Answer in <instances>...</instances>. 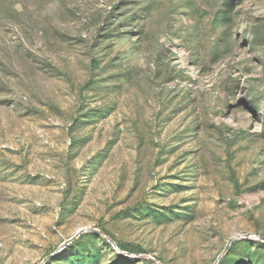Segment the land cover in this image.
<instances>
[{"label":"rangeland","instance_id":"1","mask_svg":"<svg viewBox=\"0 0 264 264\" xmlns=\"http://www.w3.org/2000/svg\"><path fill=\"white\" fill-rule=\"evenodd\" d=\"M261 237L264 0H0V264H264Z\"/></svg>","mask_w":264,"mask_h":264},{"label":"water","instance_id":"2","mask_svg":"<svg viewBox=\"0 0 264 264\" xmlns=\"http://www.w3.org/2000/svg\"><path fill=\"white\" fill-rule=\"evenodd\" d=\"M94 232V233H98V234H102L101 232H99V231H97V230H88V229H83V230H80V231H78L77 232V234L73 237V238H71L69 241H67V242H65L63 245H62V247H61V250H64V249H66L69 245H71L74 241H76L77 239H79L83 234H85V233H87V232ZM105 237H107V236H105ZM107 239H108V241L111 243V245L115 248V249H118L117 248V245H116V242L113 240V239H111V238H108L107 237ZM262 241H264V237H261L260 238ZM232 242V241H231Z\"/></svg>","mask_w":264,"mask_h":264},{"label":"trees","instance_id":"3","mask_svg":"<svg viewBox=\"0 0 264 264\" xmlns=\"http://www.w3.org/2000/svg\"><path fill=\"white\" fill-rule=\"evenodd\" d=\"M94 67H95V68H97V66H96V65H95Z\"/></svg>","mask_w":264,"mask_h":264}]
</instances>
